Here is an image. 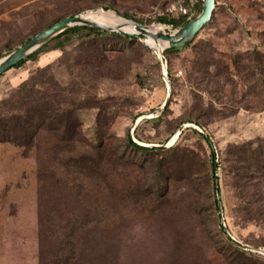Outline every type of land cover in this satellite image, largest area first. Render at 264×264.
Here are the masks:
<instances>
[{
  "label": "rangeland",
  "instance_id": "rangeland-1",
  "mask_svg": "<svg viewBox=\"0 0 264 264\" xmlns=\"http://www.w3.org/2000/svg\"><path fill=\"white\" fill-rule=\"evenodd\" d=\"M193 1L0 0V58L64 16L97 8L166 28L158 18L190 17L199 11ZM137 40L81 29L0 75V108L31 77L40 90L65 87L81 105V135L53 155L54 139L45 132L38 149L0 140V264H40L39 158L100 154L127 156L131 164L117 167L119 195L108 225L86 233L98 240L102 231L87 263L264 264V222L249 209L251 193L263 195L264 204V181L244 176L256 168L252 158L238 160L256 156L264 138V0H217L212 20L189 46L165 51L163 63L155 48ZM200 130L221 161L216 173ZM128 133L156 149L135 148ZM103 134L114 135L105 146ZM137 178L147 192L143 200ZM98 196L85 207L93 210ZM62 197L55 192L53 203ZM83 218L101 216L92 211Z\"/></svg>",
  "mask_w": 264,
  "mask_h": 264
},
{
  "label": "trees",
  "instance_id": "trees-1",
  "mask_svg": "<svg viewBox=\"0 0 264 264\" xmlns=\"http://www.w3.org/2000/svg\"><path fill=\"white\" fill-rule=\"evenodd\" d=\"M196 2V4L194 1L192 2V9L196 7V9L200 10L203 0H196ZM137 20L142 21V19ZM158 20L176 26L189 20V16L186 15L182 18L161 16ZM81 29H86L88 32L97 35L110 34L133 43L138 42L137 37L118 31H110L90 25H75L57 34L13 67L20 66L28 59L38 55L51 41L57 40L58 43L62 44L65 39L70 38L73 32ZM193 40L183 47L189 46ZM179 49L180 47L167 48L165 51L171 52ZM48 68L45 67L43 72L48 71ZM44 82L46 83L48 80H44ZM65 91L66 88L61 87L60 91L55 93L50 86H43V90H40L37 88V79H34V77L23 82L16 89L13 100L11 98L5 101V104H10V106L5 105V107L0 108V140L13 142L25 149H38V137L42 132H45L51 137V140L54 139L52 140L53 144L48 146V151H52V155L54 149L61 146L62 142L74 141L77 136L81 135L80 121L77 115V109L81 105H79V101L72 97H67ZM197 121L195 120V122ZM200 132L210 146L213 171L216 173L221 166V161L220 159L216 161L209 136L202 130ZM113 136V134H103L100 137V145L105 146L108 142L107 140L112 139ZM117 139L119 138L117 137ZM127 142L135 148L145 151L156 149V147L152 148L137 142L130 133L127 135ZM257 142H259L258 148L254 151L256 156H238V160L246 163L252 158L253 165L256 166L253 170L254 175L253 171L251 174V170H247L244 176H249L253 179L257 177L264 181V138H260ZM108 154H111V152ZM66 157L69 158L65 159V156H45V160H40L39 158L40 264H91L86 262L87 258L91 259L88 249L93 243L101 241L102 231L98 235V240H96V237H88L86 233L88 230H93L99 226V224V230H101L103 223L105 226L108 225L107 221H109L108 218L111 216L110 211L113 209L119 195L117 189V167L121 165L126 168L128 163L131 164L127 160V156H101L100 154V156ZM243 169H249V166L245 165ZM138 179L133 184L137 187L136 191L139 199L143 200L147 196V192L143 186L142 179ZM96 180H98L97 185L94 182ZM123 180L125 186L130 185L126 173ZM94 188L98 190L95 192ZM55 192H59L63 197L59 202L53 203L52 196ZM98 193V201L93 206L94 209H90L89 206V209L86 208V201L89 198L91 199L93 194L97 195ZM123 195L124 197L127 196L126 193ZM251 195L255 196L249 202V209L253 212L254 218L257 217L264 222V204L260 202L263 195L259 197L256 196V193H251ZM71 198L74 203L70 202ZM92 211L100 215L101 219L86 220L83 218V216L87 215V213L90 214ZM103 233L106 238L107 231L103 230ZM231 240L234 241L233 239Z\"/></svg>",
  "mask_w": 264,
  "mask_h": 264
},
{
  "label": "water",
  "instance_id": "water-1",
  "mask_svg": "<svg viewBox=\"0 0 264 264\" xmlns=\"http://www.w3.org/2000/svg\"><path fill=\"white\" fill-rule=\"evenodd\" d=\"M216 6L217 0H203L201 9L196 14L191 15L189 20L181 25L176 26L162 22L166 25V28H161L157 25L155 26L145 24L143 22L128 19L126 17L124 18L127 19L128 23L123 25H109L83 16V12L85 11L68 15L37 32L32 37L22 42L14 50L1 57L0 74L10 69L21 60L27 58L32 52L41 47L43 44L47 43L60 32L75 25L96 26L110 31H118L132 37L141 38L147 45L157 50L159 59L163 63L165 50L167 48L183 47L191 42L201 31V29L212 19ZM130 24L134 26L133 29L125 28ZM148 39H151L154 44L148 42ZM165 75H167V73ZM183 127L184 126L178 130L179 133ZM261 251L264 253V250Z\"/></svg>",
  "mask_w": 264,
  "mask_h": 264
},
{
  "label": "bare ground",
  "instance_id": "bare-ground-1",
  "mask_svg": "<svg viewBox=\"0 0 264 264\" xmlns=\"http://www.w3.org/2000/svg\"><path fill=\"white\" fill-rule=\"evenodd\" d=\"M83 16L97 20L99 22L109 24V25H118L128 23L127 19L117 14L115 11H106L103 9H93L83 12ZM125 28L133 29L132 24L127 25ZM177 135L173 137L176 138Z\"/></svg>",
  "mask_w": 264,
  "mask_h": 264
},
{
  "label": "built area",
  "instance_id": "built-area-1",
  "mask_svg": "<svg viewBox=\"0 0 264 264\" xmlns=\"http://www.w3.org/2000/svg\"><path fill=\"white\" fill-rule=\"evenodd\" d=\"M190 1H193V0H190ZM180 9L182 10V12L184 13H187L188 12V8L187 6L183 5V4H180Z\"/></svg>",
  "mask_w": 264,
  "mask_h": 264
}]
</instances>
